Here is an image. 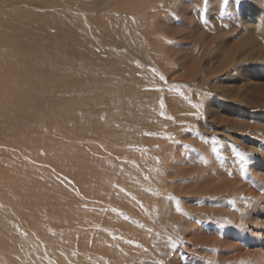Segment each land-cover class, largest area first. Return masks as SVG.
<instances>
[{
  "label": "rangeland",
  "instance_id": "374dc122",
  "mask_svg": "<svg viewBox=\"0 0 264 264\" xmlns=\"http://www.w3.org/2000/svg\"><path fill=\"white\" fill-rule=\"evenodd\" d=\"M128 1L67 0L64 48L68 38L71 56H92L79 17L84 14L87 24L92 18L98 32L96 19L107 21L106 12ZM130 2L141 11L133 27L144 28L130 63L149 78L141 94L156 93L149 96L155 108L147 118L158 128L120 147L110 159L119 167L105 177L82 174L77 160L68 173V161L60 166L51 158L53 147L77 140L48 131L41 158L46 164L35 163L45 168L47 189L33 184V177L27 198L30 208L42 209V236L19 224L14 213L15 252L44 264H264V132L248 114L264 112V86L255 92L250 83L262 71L264 48L256 37L247 40L241 21L244 6L264 9V0ZM251 15L253 23L258 14ZM70 36L86 45H73ZM241 72L245 78L235 83ZM45 190L53 196L48 204L62 209L54 221L37 203ZM63 235L66 253L45 243Z\"/></svg>",
  "mask_w": 264,
  "mask_h": 264
},
{
  "label": "bare ground",
  "instance_id": "6f19581e",
  "mask_svg": "<svg viewBox=\"0 0 264 264\" xmlns=\"http://www.w3.org/2000/svg\"><path fill=\"white\" fill-rule=\"evenodd\" d=\"M67 4V0H0V264L45 263L40 258L15 252L19 244L15 242L12 217L18 212V223L42 236L39 215L42 209L30 208L27 198L34 190L29 187L33 177V184L47 189V182L41 179L45 168L37 165L44 166L46 161L41 158L47 152L48 131L57 135L67 133L77 140L70 146L53 147L55 153L51 158L63 166L68 161V173L74 171L77 160V169L82 174L85 171L91 176L92 171L105 177L115 172L117 165L111 164L110 159L119 156L120 147L131 145L138 133H152L158 128L147 118L151 108H155L149 96L156 93H146L147 97L141 94L140 88L144 90L142 86L149 78L130 63L135 58L134 42L144 29L136 27L138 32L133 27L134 17L141 12L139 5L134 6L129 0L106 12L107 21L96 19L98 32L90 25L92 18L87 24V17L80 12L79 19L90 35L88 45L93 55L89 57L82 51V55L74 57L70 55L68 38L64 42L66 49L62 43ZM252 11L258 15L257 20L250 23L249 18L254 16ZM242 15L247 40L256 37L257 46L264 48L261 44L264 42V9L244 6ZM70 38L73 45H86L73 36ZM258 68L261 73L250 80L255 92L264 86V63ZM243 78L245 73L241 72L234 82L240 83ZM248 114L250 120L260 123L258 128L264 132V112L250 109ZM125 124L128 128H124ZM107 143L112 146L104 147ZM32 155L36 159L31 162ZM44 195L37 203L47 209L44 217L54 221L62 209L48 204L53 197L49 191L45 190ZM63 236L44 240L48 245L56 243L55 252L66 253L69 243L64 242L66 237ZM260 261L263 263L259 259L255 263Z\"/></svg>",
  "mask_w": 264,
  "mask_h": 264
},
{
  "label": "snow or ice",
  "instance_id": "6c2138e0",
  "mask_svg": "<svg viewBox=\"0 0 264 264\" xmlns=\"http://www.w3.org/2000/svg\"><path fill=\"white\" fill-rule=\"evenodd\" d=\"M205 2H207V0H205ZM222 2H223L224 4H227V3L229 2V0H222ZM240 159L243 161V160L245 159V157L242 155V156L240 157ZM244 172H245V170H244V168L242 167V168H241V174L243 175ZM178 211H179V209H178Z\"/></svg>",
  "mask_w": 264,
  "mask_h": 264
}]
</instances>
